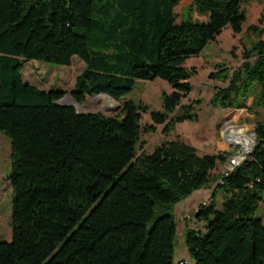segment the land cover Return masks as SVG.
Here are the masks:
<instances>
[{
  "label": "trees",
  "instance_id": "1",
  "mask_svg": "<svg viewBox=\"0 0 264 264\" xmlns=\"http://www.w3.org/2000/svg\"><path fill=\"white\" fill-rule=\"evenodd\" d=\"M179 1L0 0V130L12 146V236L0 239V264H264V221L254 214L264 198V120L254 125L251 151L215 177L210 201L199 204L204 228L186 227L192 263L173 259L172 209L209 183L225 155L200 154L179 138L138 152L149 106L123 98L136 80L158 76L172 86L144 130L163 123L168 134L176 122L195 120L193 103L181 100L196 68L183 62L226 24L240 32L245 19L241 0H190L177 21ZM247 29L258 37L242 62L209 73L226 81L214 86V106L241 107L237 97L251 94L264 106V28ZM73 55L85 66L72 98L106 92L123 98L119 112H78L58 102L66 90L23 80L26 60L70 64Z\"/></svg>",
  "mask_w": 264,
  "mask_h": 264
},
{
  "label": "rangeland",
  "instance_id": "2",
  "mask_svg": "<svg viewBox=\"0 0 264 264\" xmlns=\"http://www.w3.org/2000/svg\"><path fill=\"white\" fill-rule=\"evenodd\" d=\"M189 1L180 0L175 6L177 21L181 18V9ZM240 7L245 13L242 25L246 28L243 31L234 32L230 25L226 24L214 38L205 44L199 53L188 56L183 62L187 68H196V71L189 77L192 88L181 100V103L184 104L193 103V109L197 112L195 120L185 119L176 122L174 129L168 134L162 130L163 123H156L153 131L144 130V126L152 121L149 110L160 109L162 107V92L172 90L171 84L158 76L154 79H137L133 89L123 97L141 100L149 106L147 111L141 113L140 139L144 142L142 145H138V152L143 150L150 152L156 144L164 139L179 138L193 145L200 154L222 153L225 155L223 159L217 161L215 168L212 169L211 179L207 185L195 189L173 206L172 211L176 221L173 253L175 262L182 258L187 259L189 263L193 262L187 251L184 231L186 227L204 228V220L195 216L199 204L210 201L212 190L216 184L215 177L227 164L228 157L241 145L243 136L248 138L249 135H253L255 123L258 120H264V106L252 104L253 98L251 97H249V101L238 96L235 102H242L243 105L239 108H224L211 104L214 86H223L226 81L210 77L209 73L216 70L215 65L218 63L226 66L231 72L242 62L245 49L258 37L256 32L247 29V26L255 24L250 22L258 23L260 20L264 0H241ZM84 66L85 62L77 55L71 57L70 64H59L32 58L24 62L21 73L24 81L34 83L38 87L45 89L50 87L61 88L69 93L74 87L77 74L82 71ZM123 98H109L106 95L98 96L96 94L88 95L83 102H80L79 108L81 110H100L104 114H115L119 112ZM198 98L200 101H197ZM247 101L249 104H246ZM179 109L177 108L175 112ZM175 112H172L171 115ZM229 125L231 128L225 135V129ZM11 151L9 136L0 130V239L3 240H10L12 236V186L8 179L11 172ZM223 193L222 188H216L215 204L217 207L222 204ZM254 214L262 217L264 221V198L259 202L258 209L255 210Z\"/></svg>",
  "mask_w": 264,
  "mask_h": 264
},
{
  "label": "built area",
  "instance_id": "3",
  "mask_svg": "<svg viewBox=\"0 0 264 264\" xmlns=\"http://www.w3.org/2000/svg\"><path fill=\"white\" fill-rule=\"evenodd\" d=\"M254 137L255 132L253 133V135H249L248 138L250 139V141L248 143L241 142V145H239V147L232 153V155L228 157V162L223 167L220 173L227 174L235 165L240 163L247 156L255 143Z\"/></svg>",
  "mask_w": 264,
  "mask_h": 264
},
{
  "label": "water",
  "instance_id": "4",
  "mask_svg": "<svg viewBox=\"0 0 264 264\" xmlns=\"http://www.w3.org/2000/svg\"><path fill=\"white\" fill-rule=\"evenodd\" d=\"M99 94H106L110 97H112L110 94L106 93V92H101V93H97L96 95ZM58 102L63 103V104H71L75 107V109L78 112H85V111H89V110H81L79 108L80 102L76 101L75 99L72 98V96L70 95V93L66 92L61 98L58 99Z\"/></svg>",
  "mask_w": 264,
  "mask_h": 264
},
{
  "label": "crops",
  "instance_id": "5",
  "mask_svg": "<svg viewBox=\"0 0 264 264\" xmlns=\"http://www.w3.org/2000/svg\"><path fill=\"white\" fill-rule=\"evenodd\" d=\"M263 9H264V7H263ZM258 19V18H257ZM260 19V18H259ZM254 20V19H253ZM255 21V20H254ZM250 23H255V24H257L259 27H263V24H264V18L262 19V20H258V23H256V22H250ZM246 27L245 26H243L242 25V29H241V31H243L244 29H245ZM240 31V32H241ZM240 32H237V33H240ZM264 36V33L262 34V37ZM249 97H251V98H253V96L252 95H249L248 97H246L245 99L246 100H249ZM250 101V100H249ZM249 101H247L246 102V104H249ZM236 108H239V107H236ZM211 138H213V137H211ZM193 144V143H192ZM195 145V144H194ZM196 146V145H195ZM197 147V146H196ZM198 148V147H197ZM215 168V167H214ZM213 168V169H214ZM212 171V170H211Z\"/></svg>",
  "mask_w": 264,
  "mask_h": 264
},
{
  "label": "bare ground",
  "instance_id": "6",
  "mask_svg": "<svg viewBox=\"0 0 264 264\" xmlns=\"http://www.w3.org/2000/svg\"><path fill=\"white\" fill-rule=\"evenodd\" d=\"M102 95H106V94H99L98 96H102ZM107 97H109V98H111L110 96H108V95H106ZM80 106V105H79ZM229 128H231V125H229V126H227L226 127V129H225V131H226V134L225 135H227V133H228V130H230ZM244 138L242 139V142L243 143H248L249 141H250V139L249 138H247L246 136H243ZM229 139V138H228ZM227 139V140H228ZM226 140V139H225ZM226 140V141H227ZM238 140V139H237Z\"/></svg>",
  "mask_w": 264,
  "mask_h": 264
}]
</instances>
